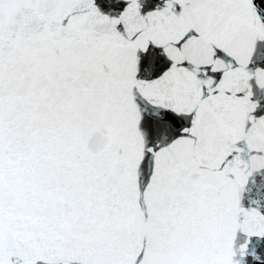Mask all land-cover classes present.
Listing matches in <instances>:
<instances>
[{"label": "snow or ice", "instance_id": "snow-or-ice-1", "mask_svg": "<svg viewBox=\"0 0 264 264\" xmlns=\"http://www.w3.org/2000/svg\"><path fill=\"white\" fill-rule=\"evenodd\" d=\"M0 264H264V0H0Z\"/></svg>", "mask_w": 264, "mask_h": 264}]
</instances>
